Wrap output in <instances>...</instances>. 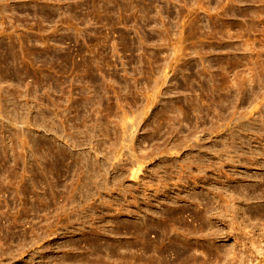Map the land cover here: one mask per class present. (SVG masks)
Wrapping results in <instances>:
<instances>
[{"label": "rangeland", "instance_id": "374dc122", "mask_svg": "<svg viewBox=\"0 0 264 264\" xmlns=\"http://www.w3.org/2000/svg\"><path fill=\"white\" fill-rule=\"evenodd\" d=\"M245 122L261 141L264 0H0V264H128L175 217L188 260L264 264L259 201L219 249L194 232Z\"/></svg>", "mask_w": 264, "mask_h": 264}, {"label": "bare ground", "instance_id": "6f19581e", "mask_svg": "<svg viewBox=\"0 0 264 264\" xmlns=\"http://www.w3.org/2000/svg\"><path fill=\"white\" fill-rule=\"evenodd\" d=\"M256 124V123H255ZM254 123H242L239 124L241 134L240 136L234 138L233 136H227L226 140L223 141V155L224 162L218 169L215 168V163L211 160L209 162V177L206 178L207 185L209 189L207 191V202L202 205V209L199 210L198 220L200 226L194 228V232L200 231L201 236L207 241L209 238L213 240L210 242V246L215 249H219L216 240L221 238L220 228L218 230H213L216 225L225 224L229 221V228H233V218L239 215V206L246 207L248 200L259 201L255 204V209L257 210L258 219L263 222L261 226L264 227V137L262 136L261 141L258 142L257 138H252L250 136L255 135L258 130ZM259 129V128H258ZM256 132H255V131ZM252 134V135H251ZM263 134L262 132L260 135ZM230 135V134H228ZM259 135V133H258ZM256 136V135H255ZM254 137V136H253ZM261 138V136H260ZM235 139H238L239 144L244 146L246 151H251L249 154L242 153L236 149L234 145ZM252 140L255 144H259L257 149H252ZM238 159L234 161L233 155ZM86 161V160H85ZM87 162V161H86ZM231 163V165H230ZM235 168L237 177H234L235 173L232 174L230 170L225 168ZM217 171V174H216ZM245 171L246 173H244ZM234 183L238 185L237 194L235 191L229 192L225 190L224 186ZM221 185L222 187H217ZM225 190V191H224ZM229 193V196L226 195ZM200 205V204H199ZM253 208L252 206H249ZM170 221L173 224L166 223L164 228H160V232H154V240L149 238V231L147 233H140L135 226L129 228V243H128V264H207L205 261H200L192 257L193 260H188V256L184 252L185 250L179 247L176 240H172L170 237L165 236L170 233L175 232L179 227H183L185 231L190 234L193 232L187 230V224L182 218L175 217ZM143 227L150 230L154 226V223L145 216L142 219ZM227 227V226H226ZM169 228V233L166 230ZM227 229V228H226ZM165 232V233H164ZM163 233V234H162ZM168 240L166 241L165 238ZM205 256L209 258L210 264H220L224 261L226 257V250H218L216 252L204 251ZM259 262L264 261V255L258 258Z\"/></svg>", "mask_w": 264, "mask_h": 264}]
</instances>
